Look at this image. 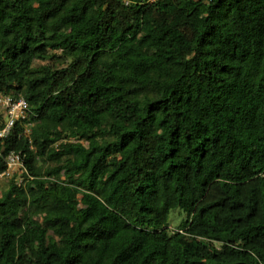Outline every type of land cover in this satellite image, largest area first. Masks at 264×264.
I'll return each instance as SVG.
<instances>
[{"label": "trees", "instance_id": "1", "mask_svg": "<svg viewBox=\"0 0 264 264\" xmlns=\"http://www.w3.org/2000/svg\"><path fill=\"white\" fill-rule=\"evenodd\" d=\"M4 94L0 264H264V0H0Z\"/></svg>", "mask_w": 264, "mask_h": 264}, {"label": "built area", "instance_id": "2", "mask_svg": "<svg viewBox=\"0 0 264 264\" xmlns=\"http://www.w3.org/2000/svg\"><path fill=\"white\" fill-rule=\"evenodd\" d=\"M30 105L26 98L15 97L10 94L0 95V112L4 113V124L0 127V141L7 138L13 128L19 122H24L28 118ZM30 125L26 124L24 133L30 135ZM2 156V151H0ZM7 169L1 177H14L16 173L29 175L24 157L21 153L11 152L5 157ZM17 182L22 183V178L18 177Z\"/></svg>", "mask_w": 264, "mask_h": 264}, {"label": "rangeland", "instance_id": "3", "mask_svg": "<svg viewBox=\"0 0 264 264\" xmlns=\"http://www.w3.org/2000/svg\"><path fill=\"white\" fill-rule=\"evenodd\" d=\"M4 181L6 180L3 179L0 182V192L2 191V186L4 185L3 184ZM185 218H186V214L180 209L172 210L169 216L171 228L172 229L177 228Z\"/></svg>", "mask_w": 264, "mask_h": 264}]
</instances>
